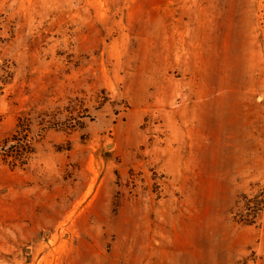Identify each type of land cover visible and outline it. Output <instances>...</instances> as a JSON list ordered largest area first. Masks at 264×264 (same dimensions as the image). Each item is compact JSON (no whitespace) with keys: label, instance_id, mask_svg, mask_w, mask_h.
Masks as SVG:
<instances>
[{"label":"rangeland","instance_id":"rangeland-1","mask_svg":"<svg viewBox=\"0 0 264 264\" xmlns=\"http://www.w3.org/2000/svg\"><path fill=\"white\" fill-rule=\"evenodd\" d=\"M0 264H264V0H0Z\"/></svg>","mask_w":264,"mask_h":264}]
</instances>
